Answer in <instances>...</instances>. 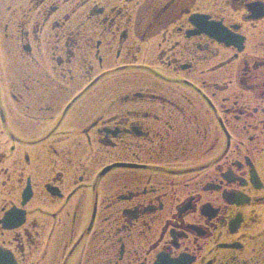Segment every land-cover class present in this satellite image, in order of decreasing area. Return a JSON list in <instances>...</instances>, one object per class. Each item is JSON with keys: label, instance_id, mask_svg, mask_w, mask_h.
<instances>
[{"label": "flooded vegetation", "instance_id": "obj_1", "mask_svg": "<svg viewBox=\"0 0 264 264\" xmlns=\"http://www.w3.org/2000/svg\"><path fill=\"white\" fill-rule=\"evenodd\" d=\"M159 257L264 264V0H0V264Z\"/></svg>", "mask_w": 264, "mask_h": 264}]
</instances>
